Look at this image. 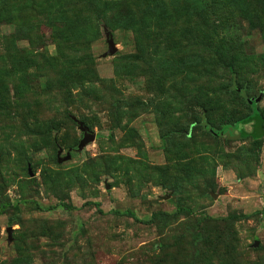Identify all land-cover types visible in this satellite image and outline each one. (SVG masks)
<instances>
[{
  "label": "rangeland",
  "instance_id": "obj_1",
  "mask_svg": "<svg viewBox=\"0 0 264 264\" xmlns=\"http://www.w3.org/2000/svg\"><path fill=\"white\" fill-rule=\"evenodd\" d=\"M243 93L264 0H0V264H264Z\"/></svg>",
  "mask_w": 264,
  "mask_h": 264
},
{
  "label": "trees",
  "instance_id": "obj_2",
  "mask_svg": "<svg viewBox=\"0 0 264 264\" xmlns=\"http://www.w3.org/2000/svg\"><path fill=\"white\" fill-rule=\"evenodd\" d=\"M243 95V94H242ZM244 97V96H243ZM246 99V101L248 102V104L251 106L252 109V113L251 115H249L248 117L241 119L239 121H237L235 124L231 125V126H226L223 127L220 132L219 135L220 136H224L226 134L230 135L231 137H235V132H238L239 135L242 137V139H253L254 140V146H255V150L258 153L259 156H261V147L259 145V140L261 139L262 136H264V131L261 130V128L256 125V127H254V129L252 130L251 133H247L244 130V126L250 123H255L253 122L260 114L257 108V104L254 102L253 104H250L248 101L247 96L244 97ZM84 124V123H83ZM85 125V124H84ZM203 127L208 130L209 132H211L212 134H216V131L213 130V127L211 126V124L209 122H203L202 123ZM86 126V125H85Z\"/></svg>",
  "mask_w": 264,
  "mask_h": 264
},
{
  "label": "water",
  "instance_id": "obj_3",
  "mask_svg": "<svg viewBox=\"0 0 264 264\" xmlns=\"http://www.w3.org/2000/svg\"><path fill=\"white\" fill-rule=\"evenodd\" d=\"M108 44H109L108 55L116 54L117 50L115 48V44H114L113 39L111 38V36L108 39ZM243 96L246 97V94L243 93ZM248 101H249L250 104H253L254 102L257 104L259 99L258 100H254V101L248 99ZM75 122H77L79 130L82 132L83 138L79 142V144H78L76 149H73V150L69 149V150L66 151V157H61L63 152L62 151L59 152V154H58V162H59V164H63L65 162L71 160L72 151L82 152L84 150V148L88 144L93 143L95 141V139H96V135L94 133H91L89 131V129L82 122L77 121V120H75ZM7 233H8V236H9V242H11L12 241V230L9 229Z\"/></svg>",
  "mask_w": 264,
  "mask_h": 264
}]
</instances>
